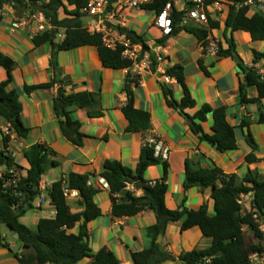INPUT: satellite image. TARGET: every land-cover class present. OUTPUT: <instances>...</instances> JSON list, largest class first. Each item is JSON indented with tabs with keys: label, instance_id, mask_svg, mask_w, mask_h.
I'll return each instance as SVG.
<instances>
[{
	"label": "crops",
	"instance_id": "crops-1",
	"mask_svg": "<svg viewBox=\"0 0 264 264\" xmlns=\"http://www.w3.org/2000/svg\"><path fill=\"white\" fill-rule=\"evenodd\" d=\"M134 1L139 3V7H133L128 0H112L107 27L116 38L126 35L120 28L136 32L144 38L148 47L146 52L163 57V61L157 62L155 69H147L140 76H135L130 69L105 68L98 51L94 48L82 47L60 51L54 49L52 43L35 47L33 38L38 34V23H27L15 28L14 24L21 16L9 5L0 11V51L16 63L10 89H15L20 95L23 121L29 129L27 138L13 135L8 151L15 164L21 167L19 175L26 176L28 173L30 165L24 152L36 144L49 147L56 155L52 158L60 162L58 168L47 171L41 182L49 205L48 208L44 207L47 215L35 214L36 219L30 221L28 225L24 222L29 214L27 213L21 221L31 230L37 229L42 218L56 217L57 212L49 201V191L54 183L70 173H76L89 174L91 176L89 182L96 185L105 161L110 159L119 160L124 166L135 170L146 139L151 136L162 139L170 149L169 157L166 159L169 165L166 207L170 210L179 209L183 204L188 210H196L207 203L209 214L212 216L215 214L212 188L184 187L187 158L197 167L220 168L226 174H236L238 184L242 183V177L248 170H257L264 177V124L258 122L260 109L264 111V100L261 104H240L239 90L245 76L238 61L233 57L206 55L197 37L185 30L176 35H165L155 24L158 13L142 8L143 4L153 3L155 0ZM189 1L195 0H170L180 12L187 9ZM214 2L222 4L224 13L213 14L216 17L215 21L220 23L219 28L212 29L213 35L220 40L224 50L229 48L228 39L233 35L236 54L243 59L246 66H256L259 72L264 74V61L255 65V51L264 52V42H253L250 35L244 31L230 34L225 23L229 4L225 0ZM64 17L65 14L61 13V18ZM64 33L65 30L62 29L57 35L60 37V43ZM201 62L207 74L201 69L199 65ZM175 65L185 68L188 88L197 105L195 109H188L186 112L194 115L206 104L214 108H227V120L236 128L238 146L236 150L221 154L212 145L200 142L190 128L189 119L184 118L178 110L170 108L168 99L173 97L180 102L183 98L182 88L177 81L164 75L167 68ZM133 77L139 80L138 84L131 85L136 107L151 115L152 129L148 132H125L128 123L121 108L128 101L125 86L128 79ZM6 78L8 73L1 67L0 82ZM55 81L58 83L50 89H41L31 94L25 89L26 85L35 86ZM67 81L72 83L67 84ZM163 86L169 88L173 95H166ZM60 89H64L68 94L89 91L99 93L101 96L102 117H90L85 109H72V117L82 123L81 131L87 136L83 148L73 146L59 131L53 104ZM257 91L255 87L250 88L248 98L257 97ZM245 118L250 119L249 129L259 145L257 152L259 161L252 164L246 162L252 149L246 142L245 128H242V121ZM0 121L5 122L1 116ZM213 123V118L209 115L207 122L202 124L204 131L212 132ZM0 145L1 151L5 149L1 135ZM0 167L1 174L7 171L6 166ZM163 177L162 165L150 167L145 174L147 181H156ZM138 194L142 196V190ZM79 200V195L68 199L72 213L84 210L79 206ZM244 200L247 201L248 197ZM96 202L102 210V217L88 224L89 243L94 247L92 255L103 248H109L123 264H132L131 254L143 251L149 244L146 229L157 223L156 214L144 211L134 217H114L110 190H101ZM250 209L251 198L248 203L246 202L244 211ZM30 212L34 213L35 210ZM181 228L182 222L171 223L162 239L165 250L176 257L212 244V240L204 237L199 227L184 232H181ZM77 231L78 227L74 232ZM3 239L4 241H0V264H20L16 254L21 253V245L17 248L16 243L8 236H4ZM83 262L92 264L91 258H86L80 264ZM164 264L181 263L168 261Z\"/></svg>",
	"mask_w": 264,
	"mask_h": 264
},
{
	"label": "trees",
	"instance_id": "trees-1",
	"mask_svg": "<svg viewBox=\"0 0 264 264\" xmlns=\"http://www.w3.org/2000/svg\"><path fill=\"white\" fill-rule=\"evenodd\" d=\"M91 0H0V11L4 6H11L20 15L42 13L46 20L53 26L52 29L37 34L33 38L35 47L52 43L54 49L60 51L79 49L82 47L94 48L101 57V63L109 69H130L132 63L123 56V48L116 50L104 46L101 33H91L88 24L83 22L84 10ZM112 2V0H110ZM170 0H155L153 3L142 5L145 10L162 13L164 7ZM210 5L214 0H206ZM229 4L226 27L232 32L244 31L249 34L253 42H264V14L252 13L244 5V0H225ZM196 3L189 1L188 8H194ZM70 8H73L70 10ZM61 13L65 14L61 18ZM185 11H178L174 7L171 15L172 32L176 35L180 31H187L197 37L203 45L209 35V29L198 26H184L181 24ZM1 19V16H0ZM219 21L210 20L211 29L219 28ZM65 30L61 43L56 44L57 35L60 30ZM126 34L128 40L134 44H141L144 51H148L144 38L136 32L120 28ZM229 48L219 52L220 58L233 57L243 70L245 79L239 90L241 105L252 103L261 104L264 100V74L260 73L256 66H246L243 59L236 54V45L233 38L228 39ZM152 69L157 66L156 55H151ZM264 61V52L255 51V65ZM201 69L207 74L202 65ZM5 68L8 78L0 82V116L5 122L11 124L13 133L21 138H27L29 129L23 121V105L19 93L10 89L13 82V72L16 63L0 51V68ZM264 70V67H263ZM165 76L176 80L183 91V98L179 102L168 99L170 108L178 110L180 114L191 120L190 128L200 142L212 145L216 151L226 154L238 148L236 141V128L227 120V108H214L210 104L204 105L194 115L186 111L196 108V101L191 95L187 83L185 68L181 65L171 66L166 69ZM58 83L49 82L45 84L28 86L25 89L28 94L41 89H50ZM62 83V82H61ZM71 84V81H67ZM138 78H129L125 86L128 101L122 112L127 120L126 133L148 132L152 129L151 115L136 107V101L131 89L132 84H138ZM166 86V85H165ZM164 87L166 95H173L171 90ZM257 88V97L248 98V90ZM102 101L99 93L79 92L68 94L64 89L58 91L54 99L53 112L59 124V131L62 137L77 148H83L87 136L82 133L83 127L79 120H74L71 115L72 109H85L90 117H102ZM213 118L212 132L204 131L202 124L207 122L208 116ZM258 122L264 124V111L260 109ZM251 121L243 119L242 128H250ZM11 138L4 139L5 149L0 150V166H6L7 171L0 179V241H4L1 235V226L6 225L15 233L21 242V253L16 256L20 264H80L86 258H91L92 264H123L109 248H103L95 255L91 254L88 224L102 217V210L97 204V197L101 190L89 185V174L70 173L53 184L49 191V201L56 210L55 218H42L36 230H31L22 224V218L31 210L41 209L37 206L38 199L42 195L41 182L43 176L51 169L58 168L60 162L55 157L53 150L44 144H36L24 152L30 169L26 176L19 175L16 185L5 188L9 178V170L21 167L16 165L9 153ZM247 144L252 152L247 156V163L258 162L257 152L259 145L255 136L249 129L246 138ZM162 165L164 177L156 181H147L145 174L152 166ZM186 189L212 188V198L215 201L212 216L209 214L206 203L196 210H188L184 204L176 210L166 207V196L168 186L166 184L169 165L166 160L158 158L155 150L148 145L142 148L137 167L133 170L124 166L119 160L110 159L105 161L101 172L110 186L112 198V215L116 218L134 217L144 211H152L157 216V223L146 229V237L149 240L147 248L143 251H135L131 254L132 264H164L168 261L176 262L179 259L185 260V264H250L249 256L255 252L264 250V177L257 170H248L242 177V183L238 184L236 174H226L220 168H202L193 165L191 159L186 162ZM154 182V183H152ZM127 183L134 184L141 189L142 196L127 191ZM77 191L80 196L79 206L84 208L78 213L71 212L68 198L64 189ZM250 197L252 209L244 211L240 204L241 198ZM257 215L258 220L254 218ZM173 222H182L181 232L199 227L204 237L210 238L212 244L206 248H196L191 252H184L180 256L167 252L161 243H158L159 236L163 237L166 230ZM248 227V231L244 227ZM78 227V231L74 232ZM250 232L252 241H248L246 233Z\"/></svg>",
	"mask_w": 264,
	"mask_h": 264
},
{
	"label": "built area",
	"instance_id": "built-area-1",
	"mask_svg": "<svg viewBox=\"0 0 264 264\" xmlns=\"http://www.w3.org/2000/svg\"><path fill=\"white\" fill-rule=\"evenodd\" d=\"M128 1L133 7H139V3L137 1ZM205 1L206 0H195L194 2L196 3V6L194 8L185 9L184 11L186 14L183 16L181 24L184 26H198L209 29L207 40H205L204 44L202 45L203 50L206 55H219V52H221L223 47L220 43V40L212 33L210 20H215L216 17L213 16L214 13H224L223 6L220 2H213L210 5H206ZM244 5L255 13L264 14V0H244ZM109 8L110 0H91L88 6L82 10L85 16H90L92 18V20L87 23L88 29L91 33L102 34V40L105 47L113 50L122 47L123 56L126 60L132 63L130 70L135 76H140L143 71L147 69L150 70L152 68L151 55L149 52L143 51L141 44H134L128 40L126 35L119 36L117 38L113 37L111 31L107 27V22L111 16V14L108 13ZM173 11V3H167L164 7V10L158 15L155 21V24L163 30L165 35H170L172 32L171 15ZM33 22L38 23V34L46 31L47 29L53 28V26L46 20L45 16L40 12L35 14H26L19 17L17 22L14 24V27L20 28L24 24ZM156 57L158 63L163 61L162 56L159 55ZM0 135L3 139L7 137H13L14 133L10 123L0 121ZM145 145L152 147L155 150V154L158 158L166 160L167 157H169L170 149L162 139L154 136L148 137L146 139ZM8 175L9 178L6 181L5 188L16 185L20 177L19 171H17L16 168L9 170ZM2 178L3 173H0V179ZM88 184L99 190L110 189L109 183L103 177L98 178L96 185L91 182H88ZM44 189L45 188H42L41 186L42 192ZM126 190L139 196L138 193L141 189L136 188L134 184L127 183ZM64 193L68 199L75 198L79 195L77 191H71L68 188L64 189ZM245 198V196L241 198L240 204L243 205ZM45 205H47V197L43 192L41 197L38 199V207L42 208ZM254 218L258 220L257 215H254ZM261 229L264 231V225L261 227ZM249 261L250 264H264V250L258 253H253L251 256H249Z\"/></svg>",
	"mask_w": 264,
	"mask_h": 264
},
{
	"label": "rangeland",
	"instance_id": "rangeland-1",
	"mask_svg": "<svg viewBox=\"0 0 264 264\" xmlns=\"http://www.w3.org/2000/svg\"><path fill=\"white\" fill-rule=\"evenodd\" d=\"M1 146V145H0ZM1 168V167H0ZM52 170V169H51ZM249 197H248V200L247 201H245L244 200V203H243V207L245 208V205H246V202L248 203L249 202ZM44 207H46V208H48L49 207V205L47 204V205H45ZM43 207V209H37V210H35V212L34 213H31L30 211L28 212L29 214L27 215V217H26V221H24L25 223H27L28 225H30L29 223H30V221H33V220H35L36 219V215L38 214H45V215H47V213H46V209ZM36 214V215H35ZM24 218V217H23ZM22 218V219H23ZM33 230H35V229H33ZM244 230L245 231H248V229H247V227H244ZM1 235H2V237H4V236H8L9 237V239L11 240V241H13L14 243H16V245H17V248L18 247H20V245H22L21 244V242H20V240H19V238H18V236L15 234V233H13L6 225H2L1 226ZM246 237H247V240L250 242V241H252V236H251V234H250V232H247L246 233ZM93 246H91L90 245V250H91V254H92V252H93ZM82 264H87V263H85V262H83Z\"/></svg>",
	"mask_w": 264,
	"mask_h": 264
},
{
	"label": "water",
	"instance_id": "water-1",
	"mask_svg": "<svg viewBox=\"0 0 264 264\" xmlns=\"http://www.w3.org/2000/svg\"><path fill=\"white\" fill-rule=\"evenodd\" d=\"M82 20H83V22L88 23L89 21L92 20V18L90 16H85ZM229 33L230 34L232 33L231 29H229ZM55 43H57V44L60 43V37L59 36H57ZM189 121L191 122V120H189ZM245 132L248 134L249 133V128L246 127L245 128ZM162 239H163V236L160 235L159 239H158V243H161ZM85 240L87 242L89 241V239L87 237L85 238ZM178 262L181 263V264H185V260H183V259H179Z\"/></svg>",
	"mask_w": 264,
	"mask_h": 264
}]
</instances>
